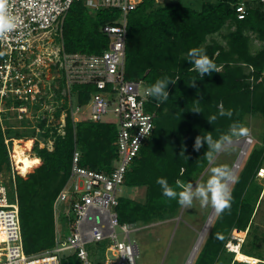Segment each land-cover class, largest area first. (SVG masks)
<instances>
[{"label":"trees","instance_id":"obj_1","mask_svg":"<svg viewBox=\"0 0 264 264\" xmlns=\"http://www.w3.org/2000/svg\"><path fill=\"white\" fill-rule=\"evenodd\" d=\"M240 2L215 0L196 11L180 3L156 6L154 0H146L129 13L127 79L144 80L148 87L164 76L179 79L175 84H169L167 101L160 103L151 96L149 98V111L156 113L155 129L133 160L125 181L126 187L144 188L146 200L140 202L122 197L117 208L122 224L145 225L177 216L182 206L176 199L162 194L156 183L157 177L166 178L177 190V180L194 183L212 162L204 156L208 147L206 143L199 151L194 150L197 135L211 132L214 138H218L233 125L243 128L247 115L264 118V8L260 2L253 8L247 6V17L239 20L236 7ZM114 19L110 10L93 14L82 2H75L63 24L65 51L90 55L103 53L110 40L102 32V27L113 23ZM215 36L221 37L222 41ZM254 41L262 43L257 51L252 50ZM192 48H199L214 59L220 72L202 78L191 69L187 60ZM193 80H196L194 86L191 85ZM58 84L60 88H54L53 99L57 103L67 102V97L62 94L64 83L60 81ZM76 89L77 104L86 105L93 87L76 86ZM60 105L54 114L57 119L67 108L65 102ZM220 105L231 109L232 116H220ZM194 109L200 112L192 111ZM214 114L217 119L210 123L207 117ZM46 124L47 119L40 123L45 132L37 137L33 148L41 162L27 152L32 141L15 144L13 153L19 175L13 179L12 142L7 143V140L31 135L15 131L12 126L6 132L0 123V182L2 176H9L10 184H16L24 249L29 256L55 246L54 206L70 177L75 150L82 153V166L100 172L112 170L118 156L115 146L117 130L112 124L74 123L68 114L64 135L58 134L60 123L50 128H45ZM49 138L54 139L52 150L46 147ZM244 161L235 176L238 183L229 188L230 211L222 216L216 215L210 234L193 264H224L227 261V264H243L237 260L233 262L232 252L228 258L224 255L231 232L247 229L241 252L260 259L257 264H264L260 248L264 232L260 227H254L256 207L264 192L256 181L264 167V136L261 146L249 148ZM63 264L82 262L75 254L64 257Z\"/></svg>","mask_w":264,"mask_h":264},{"label":"built area","instance_id":"obj_2","mask_svg":"<svg viewBox=\"0 0 264 264\" xmlns=\"http://www.w3.org/2000/svg\"><path fill=\"white\" fill-rule=\"evenodd\" d=\"M144 1L8 0L9 10L17 17L18 23L11 32L0 34V116L12 113L23 120L28 118V113L36 104L35 111L41 112L40 106L45 103L44 91L55 96L54 88L59 89L58 83L62 81V94L67 97V102L63 100L61 103L65 102L67 108L62 113L58 134L64 135L68 114L74 123L80 121L76 115L81 107H76L77 100L75 105L71 101L74 97L72 87H93L86 121L116 125L118 156L112 170L100 172L82 166V153L75 150L70 177L54 206L55 246L33 256L27 255L24 249L16 184L13 183L15 192L11 194L6 184L1 182L0 264H63L64 257L75 254L82 264H137L140 252L133 235L143 226L122 224L117 208L127 172L152 137L155 127L156 113L149 111L147 106L150 98L145 92L147 83L144 80H128L126 75L128 15ZM258 1L264 8V0ZM75 2H82L92 12L111 10L122 15L120 21L114 20L102 27V32L110 40L103 53H67L63 45L61 49L53 50L48 41L39 44L55 28L63 31L65 18ZM236 11L239 20L247 17L248 9L244 2L237 4ZM109 113L114 114L117 121L106 122L104 117ZM37 117L40 122L35 129L39 137L45 132L40 123L46 118ZM6 118L9 119L8 115ZM50 127L47 119L45 128ZM9 141L13 139L7 140V143ZM53 141L49 138L46 145L50 142L48 146L54 147ZM12 166L15 179L19 170L15 162ZM263 172L264 168L259 171L261 176ZM62 204L68 222L65 238L58 227ZM237 239L239 241L235 244ZM240 241L244 240L232 237L227 249L232 251L229 243L241 247ZM104 243H108L106 248ZM93 245L104 248V259L91 254ZM108 252L114 259L108 257Z\"/></svg>","mask_w":264,"mask_h":264},{"label":"rangeland","instance_id":"obj_3","mask_svg":"<svg viewBox=\"0 0 264 264\" xmlns=\"http://www.w3.org/2000/svg\"><path fill=\"white\" fill-rule=\"evenodd\" d=\"M213 1L215 0H157L155 2H156V6H163L167 3H180L182 6L192 8L193 10L196 11H200L202 10V7L205 3H211ZM238 1L244 2L246 6H250L252 8L259 5L258 0H238ZM92 13L96 14L94 12ZM112 13L115 16L114 20L120 21L122 15L118 12L117 13L112 12ZM224 33H226V30L224 31ZM215 37L218 40L222 41L221 37L219 36H215ZM47 41L50 43V47L53 50L61 49L62 45L64 46L63 34L58 28H55L54 30L49 32L48 35H46V39L41 41L39 44L41 43L45 44ZM261 46L262 43L260 41H254L252 50L257 51L258 49L261 48ZM47 79L49 80L50 78ZM77 90L78 89H76V86L72 87L73 96L75 98L77 97ZM42 96H43V101L45 103L43 104V106H40L42 108L41 112L35 111V107H37L38 105L36 104L28 113V118L26 119L19 120L17 118V115L12 113H7L5 114L4 117L0 116V119H2L0 120V123H2L4 131L7 132V128L9 126H12L16 128L15 131H18L20 133L29 132L27 133L31 135L29 136V138H21V139L12 138L14 139L12 141L13 142L12 147L14 148L15 141L17 142L19 141L20 143L22 142L21 144H23L26 141H32V145L30 149L27 150V152H29V154L32 156L34 150L33 147L35 146V138H37L38 136L36 135L35 126L38 125L40 122V119L37 116H41L42 119L43 118L49 119L50 126L59 124L62 116L61 115L60 118L57 119L56 116L54 115L55 111L61 106L60 105L61 103L59 102L56 103L52 98L53 95L50 96L49 92L44 91ZM74 97L72 98L71 101H73L75 105V100H77V98L75 99ZM77 101H76V107L80 106L81 110L77 113L76 118L79 119L80 121H86L87 118L89 117L90 107L88 106V104L85 105V107H82L81 105L77 104ZM114 107L115 105L112 106V108ZM6 115H8L9 119L6 118ZM104 120L106 122L117 121L116 117L112 113L107 114L104 117ZM25 123L27 125L24 126ZM243 129L247 131L248 134L247 136L252 137L254 141L252 144L253 147L261 146L262 136H264V118L261 115H247L244 118ZM243 142H244L243 137L239 139H234L228 151H222L217 153L214 159L212 160L211 164L205 169V171L200 175V177L196 181H199L201 183L206 181L210 175L209 170L213 166L222 165L225 168H228L230 171H232L235 162L239 159V156L243 151V147H242ZM48 145H50V142ZM48 145H46V147L49 150H52L54 148L51 146L49 147ZM13 148L10 150V155H12V160L15 161ZM244 162L245 161H243L242 164L240 165V168L238 169L236 175L239 174V172L241 171V167L243 166ZM33 171L34 169H32L31 172ZM1 178H3L1 182L5 181L8 183L6 184V186L8 187L10 193L11 194L14 193L15 186L14 184H10L9 176H4V177L2 176ZM256 181L258 186L262 187L264 191V177L261 176L260 173L257 175ZM232 186L233 185H231V187ZM121 194L122 197L132 198L140 202H144L146 200V190L144 188L133 189L124 186L122 188ZM260 200L261 203L260 204L258 203L256 207L257 211L254 217V221H255L254 227L255 228L260 227V229H262V231L264 232V192L262 193V198ZM59 208H60L59 209L60 215L58 218V227L60 229V232L63 234V237L65 238L68 235V222L66 220L67 213L65 211V208L63 207V204ZM212 211L213 208L210 205L206 207H201L199 201L194 200L193 205L191 207L182 206L180 213L177 214V216H175L174 218L161 219L149 224L142 225L143 229L133 235V237L137 239L139 252H140L139 256L136 259V263L137 264H186L199 238V233L203 231L204 226L207 223L208 217H210L209 215H211ZM211 228L212 227L209 228L206 234V238L203 244L201 245L202 246L201 249L203 248L210 234ZM247 234H248V229L246 231L233 230V232H231L229 236V241L232 240V237H237V238H241V240H244V241H240L241 244H244V242H246L245 240ZM238 241L239 239L235 240V244H237ZM107 244L108 243H104L105 248L107 247ZM261 245L262 246L260 248H262L264 254V236ZM227 248L228 247L226 244V249ZM229 252L230 251L227 249V252L224 255V257H227V255H229ZM91 254L92 255L97 254L98 256L104 259V248L93 245ZM107 255L108 257H110V259H114L112 257L111 252H108ZM237 255L238 254H234L233 262L235 260L240 261L237 259ZM227 258H225L226 261L228 260ZM253 259H256L257 262H261L260 259L257 258H253ZM227 262H225L224 264H227ZM243 264L246 263L243 262Z\"/></svg>","mask_w":264,"mask_h":264},{"label":"clouds","instance_id":"obj_4","mask_svg":"<svg viewBox=\"0 0 264 264\" xmlns=\"http://www.w3.org/2000/svg\"><path fill=\"white\" fill-rule=\"evenodd\" d=\"M9 8L10 6L8 4V0H0V34H6L8 32H11L17 27V17H15L10 12ZM187 61L190 62L191 69L195 70L202 78L205 75H212L213 72H220L219 67L215 63L214 59L210 58L203 50L199 48H192L189 50ZM178 79L179 77L171 78L168 76L158 78L151 86L145 89V92L146 94L153 97L157 102L163 103L169 98V84H175ZM195 82L196 80H193L191 85L194 86ZM82 106L85 107V105ZM192 111L200 112L199 109H194ZM218 114L220 116L231 117L232 110L225 109L222 105H220ZM207 119L210 123H212L217 119V115H211L207 117ZM247 135V131L244 130L242 127L238 125H233L228 129L227 132L222 133L218 138H214L211 132H206L204 134L197 135L194 140L193 148L194 150L199 151L206 143L208 147L204 156L209 162H211L214 159L215 153L228 151L234 139H239L243 137V143L246 146L245 148L249 150L254 141L252 137ZM248 139L251 141H249ZM248 150L246 151L248 152ZM247 152H245V156ZM33 156L39 159L41 162V159L38 158L34 154V152ZM245 156L243 158V161L245 159ZM11 161L12 163L15 162L14 160H12V155ZM209 171L210 175L207 180L203 183L196 181L195 183L188 182L185 184L182 183L180 180H177L175 183L178 186L179 190L171 186L168 180L164 177H157L156 183L160 185L162 194L165 197L176 199L179 205L191 207L193 205L194 200H198L201 207H206L210 205L214 209L217 216H222L223 214L230 211V207L232 204L229 186L236 185L238 181L232 175L231 171L222 165L213 166L210 168ZM230 252L235 254V252L233 251Z\"/></svg>","mask_w":264,"mask_h":264},{"label":"bare ground","instance_id":"obj_5","mask_svg":"<svg viewBox=\"0 0 264 264\" xmlns=\"http://www.w3.org/2000/svg\"><path fill=\"white\" fill-rule=\"evenodd\" d=\"M242 146L245 147V145L243 143H242ZM246 150H247V148H243V151L241 152L239 159L235 162V164L233 166V170L231 171V173L234 177L236 176V173H237L238 169L240 168L242 160L245 156L244 152H246ZM230 187H231V185L229 186V188ZM209 216L210 217H208L207 223L204 226L203 231L201 233H199V238H198V240H197V242H196V244H195V246L191 252L190 257L188 258V260L186 262V264H193L194 263V260L198 254V251H199V249H201V247H202L201 245L203 244L204 239L206 238V234H207L209 228L211 227L212 222L215 219L216 213H215L214 209H213L211 215H209ZM1 237H2V235L0 234V239H1ZM229 247L231 248V250L233 252H235V254H238L237 259L240 260V262L242 261V262L247 263V264H251V263L254 264L257 262L256 259L242 255L240 252L241 251L240 246H236L233 243H229Z\"/></svg>","mask_w":264,"mask_h":264}]
</instances>
